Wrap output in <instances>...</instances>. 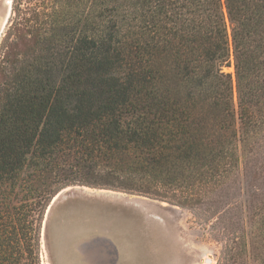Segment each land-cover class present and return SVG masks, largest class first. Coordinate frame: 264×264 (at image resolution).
<instances>
[{
	"label": "trees",
	"instance_id": "1",
	"mask_svg": "<svg viewBox=\"0 0 264 264\" xmlns=\"http://www.w3.org/2000/svg\"><path fill=\"white\" fill-rule=\"evenodd\" d=\"M31 2L0 62V264H41L66 188L193 209L257 153L264 0ZM249 218L264 264V205Z\"/></svg>",
	"mask_w": 264,
	"mask_h": 264
},
{
	"label": "rangeland",
	"instance_id": "2",
	"mask_svg": "<svg viewBox=\"0 0 264 264\" xmlns=\"http://www.w3.org/2000/svg\"><path fill=\"white\" fill-rule=\"evenodd\" d=\"M14 2L0 0V62L18 44V22L33 9L24 0L19 16ZM53 201L41 232V264H93L101 253L115 264H259L250 247L245 256L243 238L255 230L251 205H264V141L222 189L193 209L82 186L64 189ZM91 242L93 249L83 250Z\"/></svg>",
	"mask_w": 264,
	"mask_h": 264
},
{
	"label": "water",
	"instance_id": "3",
	"mask_svg": "<svg viewBox=\"0 0 264 264\" xmlns=\"http://www.w3.org/2000/svg\"><path fill=\"white\" fill-rule=\"evenodd\" d=\"M229 71H230V69H228ZM54 202H55V200L53 201V203L52 204H54ZM94 246V242H91V244L90 245H88V247H87V245H85L84 247H83V250H86V252L87 251H89L90 249H93L92 247ZM109 246H111V248L113 247L112 246V244L109 242ZM111 254V253H110ZM99 262L98 263H93V264H115V261L114 260H112V261H110V262H105V255L103 254V253H101L100 254V256H99Z\"/></svg>",
	"mask_w": 264,
	"mask_h": 264
},
{
	"label": "bare ground",
	"instance_id": "4",
	"mask_svg": "<svg viewBox=\"0 0 264 264\" xmlns=\"http://www.w3.org/2000/svg\"><path fill=\"white\" fill-rule=\"evenodd\" d=\"M108 258H105V262H109L111 259H110V256H107ZM112 261V260H111Z\"/></svg>",
	"mask_w": 264,
	"mask_h": 264
}]
</instances>
